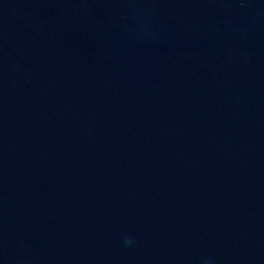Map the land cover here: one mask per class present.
I'll return each mask as SVG.
<instances>
[{"label": "water", "instance_id": "obj_1", "mask_svg": "<svg viewBox=\"0 0 264 264\" xmlns=\"http://www.w3.org/2000/svg\"><path fill=\"white\" fill-rule=\"evenodd\" d=\"M0 264H264V0H0Z\"/></svg>", "mask_w": 264, "mask_h": 264}, {"label": "clouds", "instance_id": "obj_2", "mask_svg": "<svg viewBox=\"0 0 264 264\" xmlns=\"http://www.w3.org/2000/svg\"><path fill=\"white\" fill-rule=\"evenodd\" d=\"M125 243H131V241L126 239V240H125Z\"/></svg>", "mask_w": 264, "mask_h": 264}]
</instances>
